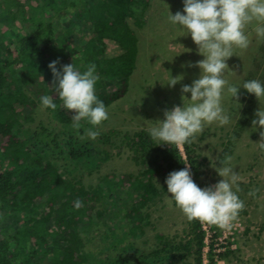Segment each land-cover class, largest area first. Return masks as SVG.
Listing matches in <instances>:
<instances>
[{"label":"trees","instance_id":"obj_1","mask_svg":"<svg viewBox=\"0 0 264 264\" xmlns=\"http://www.w3.org/2000/svg\"><path fill=\"white\" fill-rule=\"evenodd\" d=\"M137 1L0 0V264H188L189 260L191 264L192 259L195 264H201L205 232L201 228L202 218L198 217L193 204L189 215L190 240L181 239L177 243L174 237L159 234L150 242L159 249L150 251L151 246L148 252L142 249L134 254L130 252L134 221L147 218L139 207L158 196L153 177L172 167L184 169V161L172 136L166 133L165 138L156 141L150 132L143 131L136 132L126 145L116 143L111 135L98 131L96 120L102 119V115L95 118L85 112L88 104L73 109L74 114H67L66 100L56 97V92L64 88L69 94H79L82 86L80 88L78 83L82 77L97 89L108 80H114L117 87L128 85L139 51V39L127 18L135 15L131 7L137 5ZM154 1L142 0L139 16L145 15ZM136 23L143 21L136 17ZM56 32H61L60 43L55 41ZM75 32L80 34V39L72 36ZM110 41L118 44L125 54L104 58ZM69 60L76 63V68L83 66L80 73L66 67ZM263 64L264 52L255 65L261 68ZM101 65L107 81L89 75ZM99 96L103 97L102 102L95 106L90 98V105L96 109L108 107L117 98L110 91L101 92ZM50 97L54 98L47 110L63 122L62 134L69 133V136L37 144L45 133L52 135L50 124L37 121L39 104ZM238 99L245 101L244 94L239 93ZM246 107L250 112H242L245 121L241 119L237 123V134L244 130L248 121L257 123V115L252 114L255 108L252 101ZM78 113L88 116L87 128L97 131L95 135L102 136L101 144L108 147L84 142L82 127L79 131H68V126H78L79 121H73ZM52 121L54 119L49 122ZM180 125H183L181 121ZM78 132L81 134L74 138ZM189 140L192 144L186 139V154L198 181L207 157H202L198 145L192 142L193 137ZM127 146L134 152V163L147 168L137 176L127 174L124 179L115 173L101 175L89 188L77 179L82 166L89 174L100 173L104 164L113 158L112 152L117 149L119 155ZM228 151L227 148L223 154ZM70 156L72 163L68 164V172L71 176L68 178L59 175L61 169L66 175L65 165H59L57 171L52 160L44 161L55 159L59 164L62 160L68 161ZM163 163L167 164L166 169ZM125 181H134L145 194L139 202L123 207L121 200L128 202L122 197L126 193ZM32 212L38 218H24V214ZM243 213L246 211L239 210V214ZM112 214L113 219L108 216ZM104 217L107 220V230L102 234L104 242L107 241L104 250L98 254L84 252L85 243L80 232L88 231L90 235L92 228ZM51 222L56 227L54 224L49 227ZM62 226L72 231L65 235L60 230ZM126 226L129 232L125 231ZM141 231L146 232L145 229ZM108 251H113V255Z\"/></svg>","mask_w":264,"mask_h":264},{"label":"rangeland","instance_id":"obj_2","mask_svg":"<svg viewBox=\"0 0 264 264\" xmlns=\"http://www.w3.org/2000/svg\"><path fill=\"white\" fill-rule=\"evenodd\" d=\"M137 3L131 7L136 16L127 18L139 39V51L128 86L123 84L117 87L114 80L102 75L104 66L101 65L89 72L99 81L108 80L99 89L91 87L82 77L78 83L82 91L77 93L87 96L81 98L75 95L76 92L69 94L65 88L56 92L58 100H66L64 107L69 113L71 108L86 103L89 107L85 112L95 118L102 115V119L96 120L98 131L102 135L108 133L116 143L126 145L136 132L143 131L150 132L156 141L167 134L176 141L183 126L184 132L194 137L202 157H207L201 169L202 179L198 181L191 176L194 171L189 162L182 174L175 167L167 170V164H162L166 170L152 179L158 196L143 207L149 220L145 224L147 231L137 229L130 235L133 240L130 252L134 254L139 252L138 249L148 252L151 246L150 251L159 249L150 243L159 234L174 237L177 243L181 239L190 240L192 228L189 215L190 205L193 204L200 217L219 211L218 217L222 221L232 219L234 225L241 224L240 231L238 227L234 230L239 240L232 243L228 252H223L225 264H264V91L245 83L249 77L264 78V64L260 70L254 67L264 52V0H155L142 17L139 16L142 0ZM136 17L141 18L143 23H136ZM72 34L80 39L77 32ZM60 35L61 32L55 35L57 43L61 42ZM125 52L110 41L104 58H117ZM66 67L74 68L78 73L83 68H76V63L71 60ZM109 91L115 93L117 98L104 109L94 108L102 102L103 97L99 94ZM246 92L245 101H240L238 94ZM253 96L257 99L261 97L260 107L263 111L256 108L258 100H254L252 114L257 115V123L248 121L244 130L237 134V123L244 120L243 111L250 112L246 104L254 99ZM91 97L94 106L90 105ZM53 98L39 104L37 116L40 118L37 121L50 124L52 135L45 133L36 141L37 144L51 143L55 138L63 140L69 136V133L62 134L63 122L47 110ZM70 105L71 108H68ZM51 119L54 121L50 123ZM73 121H79L78 126H68V131H79L82 127L85 131L82 136L84 142L100 144L105 148L109 146L101 144L102 136H96L97 131L87 128L88 116L78 113ZM180 121L183 125H180ZM80 134L78 132L73 136L78 138ZM179 145L182 146V143L179 142ZM227 148L229 151L223 154ZM118 152L117 149L112 152L113 158L104 164L100 173L89 174L82 166L77 179L89 188L101 175L115 173L126 179L127 174L137 176L147 169L134 163V152L128 146L119 155ZM71 158L59 164L55 159L44 161L52 160L51 164L57 171L60 170L59 165H65L66 175L63 169L59 175L68 178L71 176L68 172ZM200 160L203 161L202 158ZM125 184L129 182L125 181ZM122 197L128 200L129 205L138 199L136 193L132 198L127 194ZM238 199L243 201L241 210L246 211L239 216V220L229 215ZM45 209L49 211V207ZM108 216L113 219V214ZM28 217L38 218V215L33 212L24 214V218ZM201 222L210 226L208 231L201 223L206 234L204 237L213 241L210 243L212 246L216 243L225 245L216 234L230 233L231 229L219 225L214 228L218 223L208 219H201ZM53 224L51 222L48 226L52 227ZM60 230L65 235L72 231L66 226ZM105 230L107 220L104 217L92 228L90 235H87L88 231L80 232L85 243L83 251L94 254L102 252L107 244L102 239ZM125 231L129 232V227L126 226ZM136 235L140 238L134 239ZM137 240L140 244L134 242ZM108 252L113 255V251ZM200 255L201 264L221 262L218 260L216 263L212 254L207 255L204 250ZM191 264H195L193 259Z\"/></svg>","mask_w":264,"mask_h":264},{"label":"clouds","instance_id":"obj_3","mask_svg":"<svg viewBox=\"0 0 264 264\" xmlns=\"http://www.w3.org/2000/svg\"><path fill=\"white\" fill-rule=\"evenodd\" d=\"M153 5V4H152ZM260 58H261V56H260ZM254 67H255V69L256 70H260L261 68H258V67H256V65H254ZM250 82H251V85H249L250 84ZM245 83H246V85H248L249 87H257L260 91H264V78H262L261 80L260 79H254L253 77H249L248 79H246V81H245ZM176 88H178V87H176ZM244 94V97L246 98V95L248 94V92H246V93H243ZM77 95H80V97L82 98V96H87L86 94H77ZM200 98H201V96H200ZM253 100H252V102L254 101V100H258V102H257V105H256V108L257 109H259L260 111H263L262 109H261V107H260V102H261V97L260 98H256L255 96H253ZM84 104H86V103H82L81 105H79V106H82V105H84ZM79 106H76L75 108H71V112H70V114H74V110L73 109H76L77 107H79ZM68 108H70V107H68ZM66 113L68 114L69 112H68V110H67V108H66ZM211 113V110H209V114ZM172 122H169L168 124H171ZM167 133H170L168 130H165ZM174 134V133H173ZM172 136V135H171ZM190 137L191 136H189V135H187L185 132H184V134H182V128H181V133H180V135H179V140H177V138H176V141H175V139L173 138V141H174V143H175V148L176 149H178V151L180 152V154H181V156H182V159H183V161H184V168L186 169V167H187V163L189 162L188 161V157H187V154H186V148H185V142H186V139L188 140V142H189V144H192L191 142H190ZM194 138V137H193ZM179 142H181L182 143V146H180L179 145ZM192 142L193 143H195L194 142V140H192ZM67 159V158H66ZM65 159V160H66ZM191 167V166H190ZM175 169H178V168H175ZM179 170V172L182 174V171L180 170V169H178ZM191 170H193L192 169V167H191ZM192 177L194 176V178H195V173L193 172V175H191ZM200 180L202 179L201 177L199 178ZM189 182H192V181H189ZM133 185V186H132ZM135 182L133 181V182H129V184L128 185H126V187L124 188V190L126 191V193L125 194H127L130 198H132V196H133V194L134 193H136L137 194V197H138V199L136 200V201H133L132 203L133 204H135V203H137V202H139V199L141 198V195H143V194H145V192L143 191V190H141L140 188H138V186L137 187H135ZM198 192H201V191H198ZM122 201V204H123V207L125 206V205H128V202L127 201H125V200H121ZM114 204H115V208H116V206H117V204H118V200H116V201H114ZM132 204V205H133ZM236 205H237V207L239 208V210H241V206H240V201H239V199L237 200V203L235 204H233V206H232V211H230V213H229V215L230 216H232V217H235V218H238L237 220H239L240 219V217L239 216H242L243 214H239V212H237V207H236ZM131 206V205H130ZM146 206V205H145ZM143 207L144 206H140L139 207V209H142V211H143ZM197 210V209H196ZM143 213L145 214V215H147L144 211H143ZM197 214H198V211H197ZM218 215H219V211H215L212 215L211 214H208V215H206L208 218H209V220H210V222L211 221H215V222H217L218 224H215V226H214V228H216L218 225L219 226H221V227H229L230 225H234V223H233V221H232V219H228V220H226V221H222V219H219V217H218ZM198 217L200 218V216H199V214H198ZM122 221V220H121ZM149 220H148V215H147V218H146V220H135L134 221V224H133V230H134V233H135V231L137 230V229H140V230H142V229H145L146 231H147V226L145 225L147 222H148ZM189 221H190V219H189ZM241 221V220H240ZM209 225V224H208ZM207 225V226H208ZM206 226V229L209 231L210 230V226H208L207 227ZM241 228V227H240ZM242 232H244V231H241V233ZM207 234H209V233H207ZM206 235V234H205ZM204 235V236H205ZM223 235L224 234H220V233H217L216 234V236H217V238H218V240H220V241H224V244L225 245H220V244H218V243H216V245L215 246H212L210 243H212L213 241H208V240H206L205 239V241H203V247H202V249H201V251L202 250H204L205 252H206V254L208 255V254H212V256H213V258H214V261L217 263V261L219 260V261H221L220 262V264H225L226 263V259H225V254L223 253V252H228L229 250H230V247H232V243H234V242H236V240H239V239H237V237L236 236H238L237 234H234V235H230V236H228V238H223ZM215 236V235H214ZM140 238V236L139 235H136L135 237H134V239H139ZM212 238H213V236H212ZM231 240H235V241H231ZM135 243H138V244H140L139 243V240H137V241H135ZM218 248V249H217ZM121 249V247H118V250H120ZM204 264H207V263H204Z\"/></svg>","mask_w":264,"mask_h":264},{"label":"built area","instance_id":"obj_4","mask_svg":"<svg viewBox=\"0 0 264 264\" xmlns=\"http://www.w3.org/2000/svg\"><path fill=\"white\" fill-rule=\"evenodd\" d=\"M233 227L235 228H240L241 227V224L239 223V224H235V225H230L229 227H227L228 229H231V232L230 233H226V232H224V235H223V238H228V236H232V235H234V231H233Z\"/></svg>","mask_w":264,"mask_h":264},{"label":"bare ground","instance_id":"obj_5","mask_svg":"<svg viewBox=\"0 0 264 264\" xmlns=\"http://www.w3.org/2000/svg\"><path fill=\"white\" fill-rule=\"evenodd\" d=\"M110 18H111V17H110ZM124 19H125V18H124ZM107 20H108V19H107ZM126 25H127V24H126ZM126 27H127V26H126ZM216 33H217V32H216ZM110 35H111V34H110ZM115 38H117V37H115ZM120 38H121V37H120ZM118 39H119V38H118ZM126 41H127V38H126ZM208 42H209V41H208ZM146 49H147V48H146ZM68 50H69V49H68ZM101 55H102V54H101ZM132 59H133V58H132ZM202 60H203V59H202ZM115 61H116V60H115ZM128 61H129V59H128ZM122 62H123V61H122ZM112 63H113V62H112ZM123 67H124V66H123ZM127 67H128V66H127ZM194 68H195V67H194ZM126 69H127V68H126ZM130 69H131V68H130ZM128 74H129V72H128ZM102 75H103V74H102ZM127 86H128V85H127ZM199 199H200V198H199ZM201 218H202V220H203V219H207V217H204V218L201 217ZM208 220H209V219H208ZM201 223H202V225L204 226V228L206 229V226H207V225H206L204 222H201ZM235 229H237V228H236V227H235V228L233 227V231H234ZM238 231H240L239 228H238ZM234 233H235V231H234ZM240 233H241V232H240Z\"/></svg>","mask_w":264,"mask_h":264}]
</instances>
